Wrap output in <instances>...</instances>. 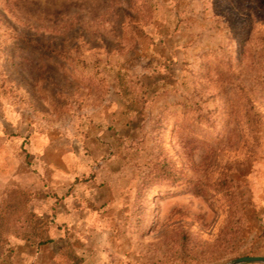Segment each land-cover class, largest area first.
Returning a JSON list of instances; mask_svg holds the SVG:
<instances>
[{"label":"rangeland","instance_id":"obj_1","mask_svg":"<svg viewBox=\"0 0 264 264\" xmlns=\"http://www.w3.org/2000/svg\"><path fill=\"white\" fill-rule=\"evenodd\" d=\"M246 255H264V0H0V264Z\"/></svg>","mask_w":264,"mask_h":264},{"label":"trees","instance_id":"obj_2","mask_svg":"<svg viewBox=\"0 0 264 264\" xmlns=\"http://www.w3.org/2000/svg\"><path fill=\"white\" fill-rule=\"evenodd\" d=\"M157 172H158L157 175L155 174L154 176L155 177L158 176L160 179L161 178H163V179H171L172 183H174V182L176 183L177 181L181 180V178L178 175H176L174 172H172L169 169V166H168L167 162H165V161L160 164V166L157 169ZM187 183H188L187 184L188 186L186 188H184V189H189V190H191V191H193V192H195L197 194H202L203 193L202 189L199 186H197V185L192 186L193 183L189 182V181Z\"/></svg>","mask_w":264,"mask_h":264},{"label":"water","instance_id":"obj_3","mask_svg":"<svg viewBox=\"0 0 264 264\" xmlns=\"http://www.w3.org/2000/svg\"><path fill=\"white\" fill-rule=\"evenodd\" d=\"M264 264V255H246L230 259L226 264Z\"/></svg>","mask_w":264,"mask_h":264}]
</instances>
